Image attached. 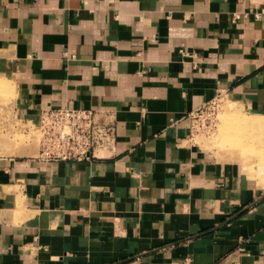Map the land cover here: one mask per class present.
<instances>
[{"label": "crops", "instance_id": "obj_1", "mask_svg": "<svg viewBox=\"0 0 264 264\" xmlns=\"http://www.w3.org/2000/svg\"><path fill=\"white\" fill-rule=\"evenodd\" d=\"M0 70L35 123L115 126L92 160L0 154V264H264V163L189 142L219 96L264 115V0H0Z\"/></svg>", "mask_w": 264, "mask_h": 264}, {"label": "rangeland", "instance_id": "obj_2", "mask_svg": "<svg viewBox=\"0 0 264 264\" xmlns=\"http://www.w3.org/2000/svg\"><path fill=\"white\" fill-rule=\"evenodd\" d=\"M18 95L14 77L0 70V154L35 156L40 136L36 123L25 118L19 109ZM261 115L219 96L197 114L189 142L212 150L224 160H241L252 166L264 163V115ZM212 116L215 121L208 129ZM232 152L240 158L231 155Z\"/></svg>", "mask_w": 264, "mask_h": 264}, {"label": "built area", "instance_id": "obj_3", "mask_svg": "<svg viewBox=\"0 0 264 264\" xmlns=\"http://www.w3.org/2000/svg\"><path fill=\"white\" fill-rule=\"evenodd\" d=\"M215 100L195 112L193 122ZM214 119L210 118L208 129ZM35 127L40 136L38 157L44 160H92L115 140V126L99 119L93 109L49 107L42 110Z\"/></svg>", "mask_w": 264, "mask_h": 264}, {"label": "bare ground", "instance_id": "obj_4", "mask_svg": "<svg viewBox=\"0 0 264 264\" xmlns=\"http://www.w3.org/2000/svg\"><path fill=\"white\" fill-rule=\"evenodd\" d=\"M24 149H25V148H24ZM28 150H29V149H28ZM19 151H20V149H19ZM103 152H104V150H99V151H98V155H101V156L104 155V154H102Z\"/></svg>", "mask_w": 264, "mask_h": 264}]
</instances>
